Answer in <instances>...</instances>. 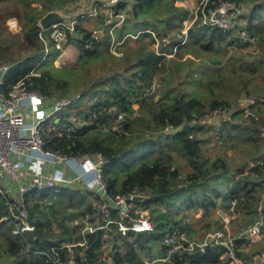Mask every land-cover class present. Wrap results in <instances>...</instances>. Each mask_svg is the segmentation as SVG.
Here are the masks:
<instances>
[{"label": "trees", "instance_id": "1", "mask_svg": "<svg viewBox=\"0 0 264 264\" xmlns=\"http://www.w3.org/2000/svg\"><path fill=\"white\" fill-rule=\"evenodd\" d=\"M15 1L11 9L3 8L8 11V16L18 18L21 29L18 34L7 35L12 37L13 43L17 40L19 49L23 47L26 52L22 61L15 62L14 54L5 55V49L0 47V58L9 66L7 82L18 75L29 74L36 66L39 75L29 76L30 88L39 91L46 101L47 97L54 95L58 100L69 102L61 109L57 124L71 123L74 130L69 131L68 126L63 125L62 135L45 131L44 148L62 155L100 154L105 160L103 179L111 197L130 194L145 197L142 201L129 200L133 209L129 210V217L121 221L129 225L137 209L148 210L149 216L153 217L150 218L152 230L122 234L116 223L121 219L117 209L112 208L106 216L100 215L101 202L95 189L81 192L66 184L51 190H32L28 201L35 230L15 234L14 219L2 220L11 214L5 196L0 194V262L53 264L55 257L61 260L74 257L80 263L144 264L157 260L153 264H163L158 259L166 254L167 248L162 241L171 224L183 232L189 231L185 218L191 212L201 209L203 216L209 217L217 208H223L234 216L228 223L238 221L230 236L235 235L242 215L247 212L245 232L227 246L210 242L202 250L178 251L172 254L168 264H228L220 256L230 250L240 264H254V257L264 252V245L262 249L250 250L247 254L242 251L250 244L246 234L250 227L256 225L259 233L264 234V30L256 32L258 21L264 22V0H250L254 6L248 29L257 45L254 54L230 50L228 47L236 41V35L201 24L200 11L184 29V22L191 21L193 14L188 7L176 3L180 0H120L116 6V13L124 15L120 25L112 28L110 21L101 36H97L79 20L74 31L66 32L63 45L73 44L78 51V66L75 68L54 67L53 61L59 50L48 33H45V42L39 38L37 22L46 12L61 9L77 0ZM223 1L240 6L244 0H208L205 10L215 8ZM33 3L36 5L32 6ZM4 31L0 27V42L6 46ZM113 38L116 42L123 40V44L127 40L140 43L144 38L150 43L157 40L159 52L144 49L141 44L132 55L137 60L131 62V53L126 50L121 51V56L109 52ZM102 60H124L127 63L88 85V67ZM152 69L161 74L155 90L157 107L151 103L153 96L148 94ZM78 72L86 78L82 79L86 86L83 93H78L79 88L71 84ZM251 81L257 92L256 99L249 104L254 116H244L236 101L217 99L218 93L235 87L246 89ZM92 93L96 95V101L88 111L80 109ZM137 102L145 104L150 109L148 113L139 110L134 115L133 104ZM223 107L231 110L226 112L227 118L220 120V146L239 150L242 159L247 154L251 164L242 160V164L231 169L224 157L210 158L201 149V139L197 136L204 127L201 123ZM70 113L74 114L75 121L86 119L88 122L78 125L71 121ZM118 115L122 118L121 129L111 132L108 138L99 136L97 131L110 127L109 123ZM107 120L109 123L105 125ZM186 124L190 125L189 131L183 130ZM175 155L184 159L186 169H180ZM62 171L65 177H72L67 169ZM247 172L252 176L244 182ZM91 195L93 199L89 198ZM57 197L76 206L82 219L86 218L95 230H84L81 223L62 227L61 232L55 233L50 229L48 214L41 211L34 215L47 201L52 203L47 207L52 211V199ZM90 199L95 200L94 205ZM253 199L255 203L250 208ZM222 218L218 216L214 223L211 222L213 218L208 219L203 224L204 234L226 233ZM66 244H71V248ZM53 247L56 250H51ZM257 262L264 264L259 258Z\"/></svg>", "mask_w": 264, "mask_h": 264}, {"label": "built area", "instance_id": "2", "mask_svg": "<svg viewBox=\"0 0 264 264\" xmlns=\"http://www.w3.org/2000/svg\"><path fill=\"white\" fill-rule=\"evenodd\" d=\"M90 5L88 10L81 14L90 15L96 10L98 5H104L111 11L110 18L112 28L122 23L123 14L116 13V6L120 0H85ZM208 0H202L198 8L193 14L192 22L198 17L200 11L201 24L218 27L226 32H232L236 35V41L229 45V49L243 51L252 46L257 49L255 39L248 29V26H241L235 21V16L240 13V10L233 2L223 1L215 8L205 10ZM78 17L70 18L64 22L51 24L47 28L39 27L38 36L45 42V33L55 42V47L58 49L61 40L65 38L67 31H74ZM241 26V27H240ZM187 29V28H186ZM186 31V30H184ZM246 45V46H245ZM9 70L8 65L0 66V194L5 196L9 214L2 217V220H14L15 234L33 232L35 224L30 220L28 196L32 190L45 191L55 189L57 186L74 184L75 181L90 182L96 180L95 187L89 190H96V194L100 199V215H108L112 208L118 210L120 221H117L118 229L122 234L127 231H149L152 230L150 217L145 210H134L135 217L132 218L129 225L124 224L121 220L129 217V210L133 209L129 200L136 194L128 196L111 197L107 192L106 182L103 179V167L105 160L100 154H80L76 156L62 155L59 153L46 150L44 148L45 141L43 133L47 129V120L50 115L63 109L69 102L62 100L61 103H55L53 106L50 103L48 108L43 109L48 103L44 96L34 88H30L27 82L29 76L34 75L32 72L23 76H16L12 81L7 82L6 74ZM253 102L247 95L242 94L237 104L243 109L244 116H254L249 108V104ZM231 108H218L214 113L229 112ZM121 117V115H120ZM66 164L71 172L72 177H65L62 172L55 170L52 175L44 174L36 167H30L23 170V164ZM27 177L29 180H27ZM141 195V194H140ZM46 208L51 205L47 201L41 206ZM12 216V217H11ZM84 230L93 232L95 229L87 222L86 218L82 219ZM249 236L253 237L258 234L256 225L248 229ZM226 233L218 231L209 233L201 242L189 241L185 238L183 231L175 225L171 224L169 230L163 237L162 244L166 246L167 251L163 258L158 259L163 264H168L172 254L178 251H194L203 249L210 242L222 243L230 245L231 240L225 241ZM34 238V237H33ZM106 238V235L104 236ZM83 245V243H78ZM71 248V244L65 245ZM51 250H56L55 247ZM224 255V258H221ZM222 261H233L236 264L240 262L235 257L232 250L229 253L220 256ZM157 260L145 261L144 264H153ZM228 263V262H226ZM53 264H93L91 262H78L74 257H69L66 260H61L55 257ZM133 264V263H124Z\"/></svg>", "mask_w": 264, "mask_h": 264}, {"label": "rangeland", "instance_id": "3", "mask_svg": "<svg viewBox=\"0 0 264 264\" xmlns=\"http://www.w3.org/2000/svg\"><path fill=\"white\" fill-rule=\"evenodd\" d=\"M202 2V0H180L177 1V4H181V6L184 7H188V9L191 11L192 14H194V12L196 11V9L198 8L199 4ZM13 4H16L15 0H6V2H0V27L2 28V30H5L4 35H6V46H4V43L0 42V47L4 48L5 51L3 52L5 55L11 54L13 53L14 56L16 57L15 62L16 61H22L25 58V52L26 49L21 47V50L19 49V44L18 42H12V37L9 34H18L20 33V29H21V24L18 20L17 17L14 16H8V11H5L4 8H10ZM18 4V3H17ZM235 4V3H233ZM36 3H33L32 6H35ZM236 5V4H235ZM89 4L88 2H86L85 0H77L74 3L69 4L68 6H65L61 9H53V10H59L62 13H64L65 15H67L70 18H76L78 15V20H80L79 22L87 27L93 30L94 34L97 36H101V33L103 31L104 26L111 21L110 18V14L111 11L108 9V7H105L104 5H98L96 7V10H94V12L92 14L85 15L84 17H80L82 16L81 14L85 13L87 11V9L89 8ZM254 6V2L250 1V0H244L240 3V6L236 7L240 10V13L235 16V21L238 22V24H240L241 26H248V19L251 16V11L252 8ZM4 7V8H3ZM39 7V5H38ZM14 12L11 13V15ZM84 15V14H83ZM40 20V19H39ZM39 20L37 22V24L39 23ZM262 20V19H261ZM259 23L257 24V31L256 32H262L264 30V22L263 21H258ZM192 20L188 21L186 20L184 22V29H186L189 25H191ZM240 26V27H241ZM7 32V33H6ZM255 32V33H256ZM67 38H63L61 40L60 46L58 48L59 53L57 54V56L55 57L54 61H53V65L55 68L58 67H72L75 68L78 66V51L76 49V47L73 44H67V45H63V43L66 42ZM125 39V37L123 38ZM123 41V40H122ZM121 42H116L115 38H113L111 40V44L109 45V52H111L112 54H114L115 56H121V51L126 50L127 52L131 53V59L129 61L131 62H135L137 59L133 58V54L135 53V51L137 49H139L140 45L142 44L144 46V49H154L155 52H159V47H158V41L156 40L153 43L148 42V39L144 38L142 40V43L136 41V40H127L124 44ZM166 41V40H165ZM167 42V41H166ZM123 44V45H122ZM142 46V49H143ZM175 51V50H174ZM102 51H100L101 53ZM243 53H249V54H254L257 52V49H255V47H248L246 49H244L242 51ZM100 55H103V53H101ZM168 57L172 56V54H166ZM186 57H190V55H187ZM3 58H0V66L3 65H7V63H3L2 61ZM127 62H125L124 60H119V61H111V60H102L99 62H94L91 66H89L88 68V73H87V77H89V80L87 78L88 82L87 84L89 85V82L91 83V81L96 80L97 78H99L100 76H106L111 72H115L118 69H120V66H124V64H126ZM81 71V70H80ZM83 71H86L85 69H83ZM34 75H39V70L36 68V66H34L31 71ZM29 72V74H30ZM82 72V71H81ZM78 72L75 76L74 79L71 81V84L77 86L79 88V92L78 93H83L85 91V85L82 84V79L85 77V75H81L82 73ZM150 75H151V88L149 90V95L153 96V99L151 101V103L157 107V98L158 95L155 92L156 88H157V83L159 82V80L161 79V74H158V72H155V69H152L150 71ZM86 80V78H84ZM239 91V92H238ZM92 93L91 96H87L85 99V103H83L82 105H80V109L84 110V111H88L91 104H93L96 101V95ZM247 95L250 99H256L257 97V92H256V85L253 81H251L248 86L246 87V89H243L242 87H235L233 88V90H227V91H222L221 93H218L217 99L221 100V99H226L228 101H233V103L235 101H238V98L242 95ZM205 98V97H203ZM48 103L45 104V106H43V109L48 108L50 103L49 102H53L51 104V106H53V104L55 103H61L62 100L65 99H61L58 100L57 97H55L54 95H51L49 97L46 98ZM133 108L136 109L134 115H137L139 110H142L143 112L148 113V111L150 110L145 104L141 105L140 103H134L133 104ZM110 109H113L112 107H110ZM60 111H56L55 113H53L52 115L49 116L48 120H47V129H45V131H51V132H55L58 135H62L63 134V129L62 126L65 125L67 127V130L69 131H73V125L70 124H63L62 126H59L57 124L58 119L60 118ZM73 113V112H71ZM70 113V119L72 122H76L78 125H84L86 124L88 121L86 119H80V121L78 120H74V114ZM228 114H226L225 112H220V113H213L211 116L207 117V119H205L201 124L204 125V127L202 128V130L197 132V136L201 139V149L203 150L204 154L210 158H213L215 156H222L225 158V160L228 162L229 166L231 169L239 166L240 164H242V160L248 162L249 164V158L248 155L246 154L244 156V159H242V156L240 155L239 150H233L228 148L227 146L221 147L220 145V141L218 139V127L220 126L221 122L220 120H223L224 118H227ZM122 118L120 117V115L116 116L115 118L112 119V121L109 123V121L107 120L105 122V125H107L109 123V126H105L100 128V130L97 131L99 136H102L104 138H108L111 134V132L113 131H119L121 129V125H120V120ZM44 131V132H45ZM246 131H248L246 129ZM249 132H251L249 130ZM176 159L179 161L180 163V169L184 170L187 168L186 163L184 161V159L182 157H178V155H175ZM252 176V174L250 172L245 173L243 180L244 182L248 181V178ZM97 184L96 180H91L90 182H83V181H75L74 184H70L71 188H77L78 190L82 191H90L89 189H92L93 187H95V185ZM258 191L255 190V194H257ZM93 196H89V198H92ZM93 199V198H92ZM90 199L92 205L95 204V200ZM253 201V202H252ZM251 201L250 203V208L251 205H254V199ZM53 202V210L51 211L50 208H46L44 205L41 206L39 208L40 211H37L35 214H38L39 212L42 211V213H46L48 214L49 218H50V229H52L55 233H59L63 230L62 227H72L74 225L77 224H81L82 223V217L81 215L78 213V208L76 206H72L70 205L67 200L65 198H53L52 199ZM52 204V203H51ZM133 206V205H132ZM143 210V209H142ZM230 210V208H229ZM264 212V208L262 209ZM146 213L148 214V216L150 215L148 210H145ZM218 216L223 217V221L225 223V228L228 229V233L227 236L225 237V241L228 240H233L236 237H239L242 233L245 232V228L244 226L247 223L248 220V214L247 212L244 213L242 215L241 218V222H240V226L238 228V230L236 231L234 236H230V234L234 231L236 224L238 221L235 222H231L228 223L230 219L233 220L234 216L229 215L227 212L224 211L223 208H217L216 210H214V212L211 213V216L209 217H205L202 214L201 209H197L193 212H191L188 217L185 218V221L188 222L189 224V231H185L183 232L185 238L189 241H193V242H201L203 241L207 235L204 234V227L203 224L210 218L211 222L214 223L217 219ZM150 218L153 217L149 216ZM247 237L250 240V244H248V247H246L245 249H243L242 252H244V254H247L248 252H250V250H260L262 249V246L264 245V234L259 233V229H258V234L250 237L249 236V231L247 230ZM105 252H106V248H104ZM224 258V255L221 257ZM261 259L264 260V252H262L259 255H256L254 257V264H258L257 259ZM240 263L241 261L239 259H237ZM224 263L228 262V264H236L233 261H223ZM0 264H10V263H3L0 262ZM110 264V263H107Z\"/></svg>", "mask_w": 264, "mask_h": 264}, {"label": "water", "instance_id": "4", "mask_svg": "<svg viewBox=\"0 0 264 264\" xmlns=\"http://www.w3.org/2000/svg\"><path fill=\"white\" fill-rule=\"evenodd\" d=\"M69 19V17L67 15H65L64 13H62L59 10H50L48 12H46L39 20V25L43 28H47L49 27L51 24L53 23H57V22H64L67 21ZM190 125L186 124L183 126V130L189 131ZM145 197L140 195V194H136L132 196V200H140L142 201Z\"/></svg>", "mask_w": 264, "mask_h": 264}, {"label": "crops", "instance_id": "5", "mask_svg": "<svg viewBox=\"0 0 264 264\" xmlns=\"http://www.w3.org/2000/svg\"><path fill=\"white\" fill-rule=\"evenodd\" d=\"M63 165L48 164V163H40L39 165H36V164L34 165V164L25 163V164H23L22 168H23V170H26L27 168H30L31 166L36 167L37 169H40L44 174H48V175H52L55 170H59L64 175V172L62 171V169H67L68 172H70L73 175V173L71 172L69 167L66 164H63ZM59 166H62V168ZM27 180H29L28 177H27Z\"/></svg>", "mask_w": 264, "mask_h": 264}]
</instances>
